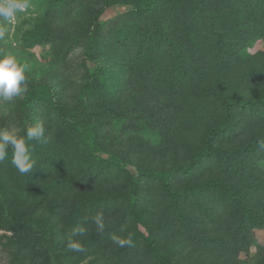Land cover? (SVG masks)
I'll return each instance as SVG.
<instances>
[{"label": "trees", "instance_id": "obj_1", "mask_svg": "<svg viewBox=\"0 0 264 264\" xmlns=\"http://www.w3.org/2000/svg\"><path fill=\"white\" fill-rule=\"evenodd\" d=\"M41 10L16 40L51 62L11 109L19 136L45 133L26 141L30 172L11 147L0 161L7 264H264V0Z\"/></svg>", "mask_w": 264, "mask_h": 264}, {"label": "rangeland", "instance_id": "obj_2", "mask_svg": "<svg viewBox=\"0 0 264 264\" xmlns=\"http://www.w3.org/2000/svg\"><path fill=\"white\" fill-rule=\"evenodd\" d=\"M6 3H22L27 4V8L24 11H16L14 13L13 18L6 19L3 16H0V58L11 56L14 58L18 66L24 68V73L35 77H42L46 72V68L48 67V63L51 62L50 56H47V52L50 51V45L39 48H32L31 50L23 49L19 44L16 43V40L19 41L22 32L27 28L25 25L26 21L30 19H34L42 13L41 9H44L48 3V0H0V6ZM124 8H112L108 10L103 16V20H109L115 17L118 14L123 13ZM20 31V32H19ZM251 52V51H250ZM69 71L67 74L70 77L71 82L76 83L78 81L77 73L79 69L77 68V51H72L67 56ZM59 63V62H57ZM53 64V63H52ZM57 67H64L59 63ZM74 67V68H71ZM74 69V70H72ZM72 71L74 72V77H71ZM68 78V77H67ZM74 78V79H72ZM68 79V80H69ZM67 80V81H68ZM19 96H22L19 95ZM16 96V97H19ZM14 97L11 101H6L0 98V120L3 123V130H16L14 122H12L11 117V109L15 102ZM1 232V231H0ZM254 237L259 240V242L264 241V233L260 231H254ZM243 257V255H242ZM0 264H7V259L5 254L1 252L0 248Z\"/></svg>", "mask_w": 264, "mask_h": 264}, {"label": "clouds", "instance_id": "obj_3", "mask_svg": "<svg viewBox=\"0 0 264 264\" xmlns=\"http://www.w3.org/2000/svg\"><path fill=\"white\" fill-rule=\"evenodd\" d=\"M27 4L22 3H6L0 6V16L11 19L16 11H24ZM25 80L24 68L18 66L13 57L8 56L0 59V98L11 101L14 97L19 96L26 91L21 85ZM45 129L42 125L28 127L24 136H19L16 130H0V161L8 156L9 147L12 148V163L16 166L21 174L31 171L33 164L31 162L30 150L26 141L42 140ZM95 223L98 229H104L103 216L97 215ZM81 233L83 229L79 230ZM114 242L120 247L130 244V240L114 238ZM69 249L73 251H81L79 243L69 241Z\"/></svg>", "mask_w": 264, "mask_h": 264}]
</instances>
